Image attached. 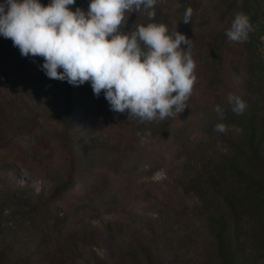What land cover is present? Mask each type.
I'll return each mask as SVG.
<instances>
[{
	"label": "rangeland",
	"instance_id": "1",
	"mask_svg": "<svg viewBox=\"0 0 264 264\" xmlns=\"http://www.w3.org/2000/svg\"><path fill=\"white\" fill-rule=\"evenodd\" d=\"M62 95L34 78L0 102V264H264V221L226 206L219 189V172L258 174L243 131L189 100L165 121L141 123L126 110L123 123L109 117L105 97L79 99L67 189ZM244 101L241 115L259 117L264 99ZM217 123L227 131H214Z\"/></svg>",
	"mask_w": 264,
	"mask_h": 264
},
{
	"label": "clouds",
	"instance_id": "2",
	"mask_svg": "<svg viewBox=\"0 0 264 264\" xmlns=\"http://www.w3.org/2000/svg\"><path fill=\"white\" fill-rule=\"evenodd\" d=\"M76 0H4L0 3V36L10 39L22 57H42L40 69L49 79L72 86L90 82L94 96L103 91L110 110L124 113L141 123L165 121L182 113L197 77L193 41L164 24L138 25L125 32V13L142 9L149 19L156 16L157 0H90L85 12ZM180 7L179 4L176 5ZM188 7L183 23L191 22ZM254 31L250 18L238 13L226 31L229 42L244 43ZM186 46V47H182ZM233 113L243 114L247 103L229 93ZM219 120L224 110L217 105ZM214 131L225 133L217 123ZM145 141L142 139L141 143Z\"/></svg>",
	"mask_w": 264,
	"mask_h": 264
},
{
	"label": "trees",
	"instance_id": "3",
	"mask_svg": "<svg viewBox=\"0 0 264 264\" xmlns=\"http://www.w3.org/2000/svg\"><path fill=\"white\" fill-rule=\"evenodd\" d=\"M3 2L4 0H0V3ZM40 3L47 6L50 0H40ZM89 3L90 0H76L75 5H70L69 8L75 11L79 7L86 12ZM177 4L180 5L179 8L176 7ZM188 7L193 9V15L191 22L185 24L182 19ZM153 10L156 13L154 19H149L143 6L139 12L125 13L126 24L123 31H134L138 25L157 23L164 24L171 33L178 23L177 31L192 39L193 59L196 62L194 74L197 80L188 100L191 105L203 106L207 111L215 109L217 105L224 110V119L221 121L230 128L243 131L244 147L247 148L248 154L252 155L249 158L258 172L254 177L245 175L243 171H236L235 174H229V170L217 173L221 183L219 189L225 194L224 204L231 209L237 207L242 215L251 214L264 221V106L259 117L255 113L250 117L244 115L237 117L233 111L229 112L228 107L231 105L227 101L229 93L239 95L243 100L251 99L252 96L264 99V67L256 55V45L261 42L260 39L264 35L262 31L264 25L261 24L264 0H157ZM241 12L250 18L254 31L249 33V39L244 43L229 42L226 31L231 27L235 16ZM43 62L42 57H22L10 39L0 36L1 103L20 92L34 78H40L47 85L63 92L61 99L63 109L59 119L60 148L69 158L68 181L65 183L69 189L68 185L73 182L75 174L74 157L71 155L74 151L69 137L70 120L79 99H86L91 103L95 102L97 97L93 94L90 82L74 87L67 81L49 79L40 69ZM245 71L254 77L253 82L248 81L243 74ZM100 97H104V94L101 93L98 98ZM106 102L109 117L115 122L124 123L125 116L111 111L107 100ZM154 133L155 130L148 135ZM240 157L243 161L247 160L245 154H240ZM233 170H236L235 167ZM234 183L238 185L236 191L233 190ZM215 187L214 181L209 186V194L214 195ZM61 188L58 187L56 191H60ZM219 218L223 227L225 222L223 215Z\"/></svg>",
	"mask_w": 264,
	"mask_h": 264
}]
</instances>
